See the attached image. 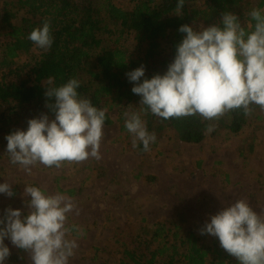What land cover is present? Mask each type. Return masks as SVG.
<instances>
[{"label": "clouds", "instance_id": "1", "mask_svg": "<svg viewBox=\"0 0 264 264\" xmlns=\"http://www.w3.org/2000/svg\"><path fill=\"white\" fill-rule=\"evenodd\" d=\"M185 0H177L175 15L182 16ZM254 21L248 31L240 18L231 12L221 14V26L213 24L199 30L182 25L185 34L176 46L173 61L163 75L145 77L143 65L126 73L133 94L140 105L162 120L199 117L208 121L206 134L216 130L218 121L231 112L251 116L255 108L264 111V9L249 13ZM28 40L37 48L48 51L53 43L50 20L33 29ZM144 78V79H142ZM44 93L53 114L27 121V130H16L5 136L6 153L12 165H19L26 173L43 165L59 169L65 162L81 163L89 158L101 159L100 146L104 139L107 109H99L90 99L80 97V81L69 79L56 87L48 77ZM141 112H125V129L132 136V147L138 142L144 152L156 142L155 133L147 130ZM0 194L13 197L11 184H0ZM24 201L27 215L21 210L7 208L0 218V264H5L10 250L5 239L29 254L32 264H69L78 248L76 239L68 237L77 232L68 225L69 214H79L73 198L61 193L47 194L35 186H25ZM200 229L201 235L218 238L220 246L238 264H264V215L257 214L247 200L237 199L217 214L209 217Z\"/></svg>", "mask_w": 264, "mask_h": 264}, {"label": "trees", "instance_id": "2", "mask_svg": "<svg viewBox=\"0 0 264 264\" xmlns=\"http://www.w3.org/2000/svg\"><path fill=\"white\" fill-rule=\"evenodd\" d=\"M0 1V137L11 132L8 128L41 114L54 119L45 107L46 102L54 103V98L49 100L44 95L49 87L47 78L53 77L52 86L56 87L71 78L78 79L80 97L107 109L106 126L113 124L109 113L115 110L120 130L130 135L124 126V113L143 110L147 114L142 119L150 133L160 135L168 129L188 145L202 141L209 122L199 117L165 121L152 115L140 105L141 98L131 92L135 85L126 73L143 65L144 78L163 75L184 38L185 34L178 31L182 25L194 30L213 24L222 27L221 14L231 12L251 31L255 22L250 19V11L264 9V0H185L183 15L177 16V0H129L126 9L113 0ZM46 19L50 20L53 37L48 51L28 40L30 32L42 27ZM131 34L135 36V48L123 49L124 36ZM254 112L259 113V108ZM249 118L242 112H231L218 121V127L237 134ZM142 147L138 142V153L144 152ZM129 231L120 244L121 257H108L104 264H238L218 239L213 238L210 247L204 246L199 244L200 235L190 230L182 232L178 225L156 223L139 233Z\"/></svg>", "mask_w": 264, "mask_h": 264}, {"label": "rangeland", "instance_id": "3", "mask_svg": "<svg viewBox=\"0 0 264 264\" xmlns=\"http://www.w3.org/2000/svg\"><path fill=\"white\" fill-rule=\"evenodd\" d=\"M113 2L130 7L129 0ZM124 39L123 49L135 48L134 35ZM117 114L111 111L113 124L104 126L100 160L65 162L59 169L38 164L30 174L9 162L5 139L16 130L26 131L27 123L8 128L11 132L0 137V184H11L15 195L0 194V218L7 208L28 214L24 201L31 197L23 195L25 186L72 197L79 214L70 213L68 225L83 235L73 232L68 237L78 244L69 264H104L108 257H121L120 244L128 230L139 233L156 223L174 224L182 232L200 235L199 244L210 247L218 238L201 235L200 229L231 202L247 200L254 212L264 215V111L254 112L237 134L217 126L195 145L179 142L165 129L143 153L133 149L132 136L120 130ZM4 243L10 250L5 264H32L27 252L8 239Z\"/></svg>", "mask_w": 264, "mask_h": 264}]
</instances>
